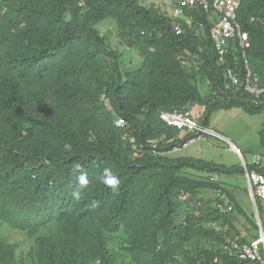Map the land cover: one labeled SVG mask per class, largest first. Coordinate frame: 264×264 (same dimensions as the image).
Masks as SVG:
<instances>
[{
    "label": "trees",
    "instance_id": "trees-1",
    "mask_svg": "<svg viewBox=\"0 0 264 264\" xmlns=\"http://www.w3.org/2000/svg\"><path fill=\"white\" fill-rule=\"evenodd\" d=\"M105 19L142 56L139 67H123L96 27ZM214 19L186 8L177 33L171 15L139 0H0V225L29 245L19 252L21 242L0 236V264H120L112 247L128 264H250L226 247L253 241L234 212L258 231L254 213L215 179L244 175L242 166L167 155L197 131L168 124L163 113L188 112L205 128L222 109L264 114V98L227 87V69L242 78L243 60L232 43L219 62ZM237 20L264 86V0H241ZM259 138L262 159L264 124ZM247 165L264 174L262 161ZM104 168L120 178L118 191L100 182Z\"/></svg>",
    "mask_w": 264,
    "mask_h": 264
},
{
    "label": "rangeland",
    "instance_id": "rangeland-1",
    "mask_svg": "<svg viewBox=\"0 0 264 264\" xmlns=\"http://www.w3.org/2000/svg\"><path fill=\"white\" fill-rule=\"evenodd\" d=\"M144 5L158 6L162 11L171 14L173 6L176 5L177 0H139ZM69 18V16H68ZM99 33L104 36L109 45L118 50L123 59V67H139L143 61L142 56L133 49H129L120 39L117 32L116 23L113 19H105L96 25ZM201 95L205 96L209 93V87L206 82L198 83ZM199 108L194 106L192 113L195 114ZM264 124V114L249 115L240 109L219 110L215 112L210 120V126L207 128V132L202 135L201 138H197L195 141L188 143L187 145L178 147L167 155L173 158L177 157H191L195 159H202L207 161H213L218 164H224L227 166H242V158L247 163H251L253 156L258 155L261 152L259 131ZM205 134H209L210 137H205ZM137 155V153L135 154ZM264 163V157H262ZM215 179H219L222 183L227 185L229 191H233L238 202L243 206L245 211L251 215L254 213L252 199H250V191L245 175H220ZM247 189L248 193L245 191ZM201 195L206 198H215L216 193L210 189H204L201 191ZM187 198V197H185ZM264 205V202L261 201ZM228 204L227 209L231 210L234 203L226 201ZM237 217L236 226L240 229L242 236L247 237L250 241L256 240L255 235H259L261 229L256 231L247 222L246 218L234 212ZM186 214V207L182 206L178 220L184 219ZM256 219V217H255ZM261 223L264 226V207L261 216ZM220 229V225L210 224ZM248 228V230L246 229ZM0 236H5L9 240L19 241L21 245L18 249L19 252H26L28 249L27 240L24 239L21 233L13 231L9 228L0 225ZM259 237V236H258ZM112 250L116 253L120 259V264H128L129 259L125 254Z\"/></svg>",
    "mask_w": 264,
    "mask_h": 264
},
{
    "label": "built area",
    "instance_id": "built-area-1",
    "mask_svg": "<svg viewBox=\"0 0 264 264\" xmlns=\"http://www.w3.org/2000/svg\"><path fill=\"white\" fill-rule=\"evenodd\" d=\"M241 0H178L173 8L171 17L174 30L179 33L181 30V22L179 18L183 15L186 8H203L205 11L212 12L215 19L210 29V37L214 48L219 56V62L225 63L226 56L232 45L236 43L241 51V57L244 66V75L239 77L232 69H227L225 77L228 79L227 87H242L254 100L264 98V86L259 84V77L253 71L247 50L250 47L248 35L242 30L237 20V11ZM162 118L170 125L178 128H192L197 131L196 135L191 137L184 145L201 138L206 133L207 128L197 124L189 117V113H163ZM118 126H124L125 120L118 118L116 120ZM242 167L246 177L249 193L256 201L257 199L264 202V174L249 169L247 162L242 158ZM262 161L259 155H254L251 164L258 165ZM226 251L230 254L236 253L242 260H249L250 264H264V230L260 231L259 237L250 243L238 244L233 243L232 246L226 247Z\"/></svg>",
    "mask_w": 264,
    "mask_h": 264
},
{
    "label": "clouds",
    "instance_id": "clouds-1",
    "mask_svg": "<svg viewBox=\"0 0 264 264\" xmlns=\"http://www.w3.org/2000/svg\"><path fill=\"white\" fill-rule=\"evenodd\" d=\"M176 6V5H175ZM174 6V7H175ZM172 13V12H171ZM171 15V14H170ZM244 159V158H243ZM79 167V166H77ZM77 182L80 186H85L88 183L87 175L84 172H81V174L77 177ZM100 182L106 185L111 191L116 192L119 190L120 187V178L118 175L113 173V171L110 168H104L103 172L100 176ZM78 195V194H77ZM250 198L253 200V207H257L256 201L252 198L250 195ZM258 210V209H257ZM262 224V223H261ZM263 230V228H262Z\"/></svg>",
    "mask_w": 264,
    "mask_h": 264
},
{
    "label": "water",
    "instance_id": "water-1",
    "mask_svg": "<svg viewBox=\"0 0 264 264\" xmlns=\"http://www.w3.org/2000/svg\"><path fill=\"white\" fill-rule=\"evenodd\" d=\"M254 208H255V217H256L257 224H258L259 228L262 230V224H261L259 212H258L256 206H254Z\"/></svg>",
    "mask_w": 264,
    "mask_h": 264
},
{
    "label": "bare ground",
    "instance_id": "bare-ground-1",
    "mask_svg": "<svg viewBox=\"0 0 264 264\" xmlns=\"http://www.w3.org/2000/svg\"><path fill=\"white\" fill-rule=\"evenodd\" d=\"M241 158H243L242 156H241ZM243 168V167H242ZM244 169V168H243Z\"/></svg>",
    "mask_w": 264,
    "mask_h": 264
},
{
    "label": "crops",
    "instance_id": "crops-1",
    "mask_svg": "<svg viewBox=\"0 0 264 264\" xmlns=\"http://www.w3.org/2000/svg\"><path fill=\"white\" fill-rule=\"evenodd\" d=\"M251 199V198H250ZM252 202H253V200H252Z\"/></svg>",
    "mask_w": 264,
    "mask_h": 264
}]
</instances>
